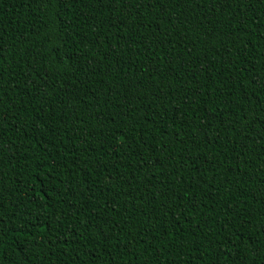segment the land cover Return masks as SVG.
Wrapping results in <instances>:
<instances>
[{
    "label": "trees",
    "instance_id": "1",
    "mask_svg": "<svg viewBox=\"0 0 264 264\" xmlns=\"http://www.w3.org/2000/svg\"><path fill=\"white\" fill-rule=\"evenodd\" d=\"M0 264H264V0H0Z\"/></svg>",
    "mask_w": 264,
    "mask_h": 264
}]
</instances>
